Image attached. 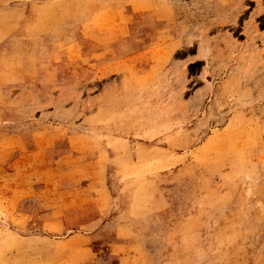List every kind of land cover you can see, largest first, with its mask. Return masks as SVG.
<instances>
[{
  "label": "rangeland",
  "instance_id": "rangeland-1",
  "mask_svg": "<svg viewBox=\"0 0 264 264\" xmlns=\"http://www.w3.org/2000/svg\"><path fill=\"white\" fill-rule=\"evenodd\" d=\"M0 264H264V0H0Z\"/></svg>",
  "mask_w": 264,
  "mask_h": 264
}]
</instances>
